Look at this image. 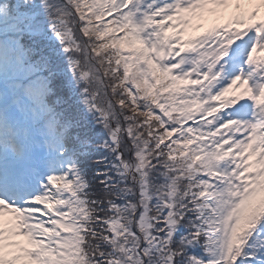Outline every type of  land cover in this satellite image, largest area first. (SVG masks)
<instances>
[{"label":"snow or ice","instance_id":"1","mask_svg":"<svg viewBox=\"0 0 264 264\" xmlns=\"http://www.w3.org/2000/svg\"><path fill=\"white\" fill-rule=\"evenodd\" d=\"M0 264H264V0H0Z\"/></svg>","mask_w":264,"mask_h":264}]
</instances>
